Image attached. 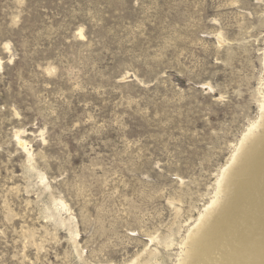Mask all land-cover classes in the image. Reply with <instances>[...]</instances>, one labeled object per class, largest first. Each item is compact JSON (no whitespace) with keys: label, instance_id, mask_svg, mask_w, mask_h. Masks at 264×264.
Masks as SVG:
<instances>
[{"label":"rangeland","instance_id":"obj_1","mask_svg":"<svg viewBox=\"0 0 264 264\" xmlns=\"http://www.w3.org/2000/svg\"><path fill=\"white\" fill-rule=\"evenodd\" d=\"M263 100L264 0H0V264L178 263Z\"/></svg>","mask_w":264,"mask_h":264},{"label":"bare ground","instance_id":"obj_2","mask_svg":"<svg viewBox=\"0 0 264 264\" xmlns=\"http://www.w3.org/2000/svg\"><path fill=\"white\" fill-rule=\"evenodd\" d=\"M260 110L223 167L176 264H264V100ZM214 254L217 262L209 259Z\"/></svg>","mask_w":264,"mask_h":264}]
</instances>
